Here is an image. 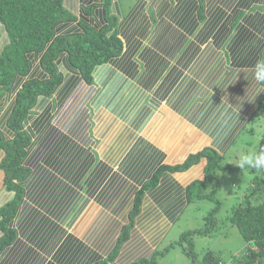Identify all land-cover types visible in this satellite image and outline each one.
Masks as SVG:
<instances>
[{
  "label": "trees",
  "instance_id": "trees-1",
  "mask_svg": "<svg viewBox=\"0 0 264 264\" xmlns=\"http://www.w3.org/2000/svg\"><path fill=\"white\" fill-rule=\"evenodd\" d=\"M119 1L101 0L97 11L94 7L87 9L88 15L99 18L98 23L88 24L70 13L64 0H0V26L9 39L0 55V117H3L0 122V171L4 174L6 191L12 193V198L0 206V255L18 238L20 222H23L22 209L28 212L30 235L35 234L36 226L38 229L47 226L43 235L53 230L51 235L55 236L59 227L72 226L74 219H71L78 213V205H87L95 199L99 201L103 186L114 173L112 164L120 153L116 142L107 140L104 151L111 159L106 162L94 151L82 152L79 141L86 138L89 127L81 109L87 106L92 94L83 89L84 84L93 85L97 69L121 57L125 49V37L120 33L125 16ZM205 1L166 0L163 4L167 21L185 30L198 45L205 46L191 70L200 76L201 83L181 82L170 105L177 106L183 98L184 102L180 101L184 103L183 108H178L182 111L184 107L199 103L200 108H192L186 118H196V123L215 137L216 144L191 153L176 164L165 162L161 165L149 181L136 188L133 199L128 197L132 200L129 211L125 203L121 206L125 199L119 197L125 183L112 190L104 203L116 216L123 217L122 212L126 210V223L107 259L96 257L92 251L89 254L85 250V253V248L81 250L83 255L75 256L73 247L77 245L68 239L58 255L59 262L78 264V258L84 256L80 264L90 255L91 264H113L135 226L144 232L150 230L152 223L147 221L149 206L145 198L159 186L166 172L188 174L193 167L202 165V178L187 184L188 201L214 199L216 171L222 168L224 152L256 111L264 108V93L251 102L252 94L261 86L254 79L253 69L257 61L264 58V40L253 34V23L248 20L242 23L245 15L241 8H246L245 3L235 5L238 15L230 26L228 23L226 27L224 22L220 32L213 36L226 17L228 0H209L208 5ZM76 21L81 24L79 28H67ZM197 29L200 30L194 36ZM171 40L177 45L183 37L173 35ZM193 54L195 52L190 58ZM62 68L73 73L69 82ZM220 80L224 81L222 91ZM61 86L64 91L52 101ZM212 91H218V95L210 97ZM75 112H79L76 118ZM99 135L107 136L106 130L102 129ZM124 139L120 137L121 141ZM262 144L264 149V138ZM207 189L210 191L206 192ZM245 200V204L232 209L229 217L248 243L245 251L236 257L239 264H262L264 200L258 205H252L248 198ZM219 208L220 202L207 216V226L183 232L165 251L180 245L191 264H222L221 258L213 252H207L198 260L193 243L194 237L214 229ZM61 232L59 230V234ZM158 253L155 249L151 258L140 257L130 264H156Z\"/></svg>",
  "mask_w": 264,
  "mask_h": 264
},
{
  "label": "crops",
  "instance_id": "crops-1",
  "mask_svg": "<svg viewBox=\"0 0 264 264\" xmlns=\"http://www.w3.org/2000/svg\"><path fill=\"white\" fill-rule=\"evenodd\" d=\"M194 1L201 3V0ZM165 3L166 0H156V15L160 21L156 29H151V16L146 14L144 6L140 3L129 14L123 15L125 16L121 26L123 29L120 32L121 36L125 37L123 55L97 69L93 85L84 84L83 87L92 94L87 106L81 109L82 112L84 111L88 125L90 124L87 130L88 136L86 134L85 139L78 140L82 152L94 151L100 159L109 162L111 157L104 151L107 140L116 142L115 144L120 148V153L116 155V162L112 164L114 173L108 179V181L112 180L109 188L105 189L108 186L107 181L98 196L104 199L99 198V201L95 199L87 205H78V213L71 219H74L72 226L59 227L62 232L59 234L58 230L55 236L51 235L53 230L49 231L50 234L43 235L47 226L42 229L36 226L35 229L33 228L35 234L30 235L28 212L22 209L20 215L23 217V222H20L22 223L20 233L16 242L0 255V264H67L59 262L58 255L64 250L62 246L68 239L75 242V246H82V249L73 247L75 256L83 255L86 250L89 254L91 251L94 252L95 256L102 260L107 259L116 244L121 228L126 223L124 216L123 218L112 214L104 203L107 196L113 192L112 190L125 183V188L120 192L119 197L125 199L121 206L125 203L128 210L132 204V200L128 197L133 199L136 188L149 181L161 165L165 162L176 164L187 155L216 144L215 137L206 133L200 127L201 125L196 123V118L195 120L186 118V114L199 103L193 107L190 105L184 107L182 111L178 108H183V98L177 106L170 105L181 82L189 80L196 85L201 83L200 76L196 74V71L191 70L205 46L198 45L194 39L188 37L185 30L175 26H173V33H166L168 15H166V5H163ZM204 3L208 5L209 0ZM238 3L246 5V8H241V12L245 15L242 23L246 24L244 22L246 20L253 23V34L264 40V0H228L226 17L217 26L213 36L220 32L224 22L226 27L228 23L230 26L238 15V9L235 6ZM100 4H102L101 0H64L65 8L79 21L88 24L98 23L99 18L94 17L93 14L88 15L87 9L94 7L97 11L100 9ZM122 12H124L123 7ZM128 20H130L129 26L125 24ZM77 22L67 28H79L81 24ZM199 30L197 29L193 35H197ZM170 35L182 36L180 45L172 42ZM151 36L156 38L152 39L151 43H147ZM163 40L167 51L173 47L174 50H178L177 55L173 54V60L168 58V55L166 59H149V61L140 58L142 50L159 51L161 47H158V44H161ZM8 44L7 33L0 26V55ZM213 46L218 48L216 45ZM144 47L147 48L143 49ZM187 52H195L194 57L187 58ZM178 55L179 58L176 60ZM143 67L147 69L142 71ZM62 71L66 76L65 80L69 82L73 73L67 68H62ZM219 82L222 91L224 81ZM74 90L75 88L72 93ZM63 91L64 87L61 86L52 101L55 102L58 94ZM218 91H212L210 97L218 95ZM216 98L219 99V96ZM200 106L197 108L199 109ZM1 114H4V111ZM78 115L79 112H75L74 118ZM102 129L106 130L107 136L99 135ZM120 137L125 139L121 141ZM201 172L202 165L193 167L188 174L164 173L159 186L150 191L145 198L149 206L147 221L152 223L150 230L144 232L139 226H135L113 264H130L140 257H147L143 256L144 254L149 255L155 251L165 232L167 235L189 205L187 184L196 179L200 180ZM11 198L12 193L6 191L4 174L0 171V206ZM110 207L113 209V206ZM40 215H42L41 212ZM52 222L50 221L49 224ZM52 224L50 225L53 226ZM95 227H98L99 236L97 237L91 236L92 228ZM83 249L84 252H81ZM83 257L78 258V264ZM80 264H91L90 255L86 257L84 263L82 261Z\"/></svg>",
  "mask_w": 264,
  "mask_h": 264
},
{
  "label": "rangeland",
  "instance_id": "rangeland-1",
  "mask_svg": "<svg viewBox=\"0 0 264 264\" xmlns=\"http://www.w3.org/2000/svg\"><path fill=\"white\" fill-rule=\"evenodd\" d=\"M120 2L125 15L129 14L139 3L142 4L146 14L151 16V29L159 27L160 21L156 15V0L152 2L151 0H120ZM125 24L129 26L130 20L126 21ZM166 33H173V25L169 21L166 23ZM154 38L156 37L151 36L147 43H151ZM170 38H173V36L170 35ZM164 40L161 44H158V47H161L159 51L142 50L140 58L143 60L148 59L149 61V59H166L168 55V58L173 60V54L177 55L178 50L172 49L168 52L170 54H166V40ZM145 48L147 47L143 49ZM187 54V58H190L191 52H187ZM178 58L179 55L176 56V60ZM143 69L147 68L143 67L142 71ZM2 120L3 117H0V122ZM72 125L73 120L70 126ZM263 135L264 108L256 111L246 127L236 135L232 145L224 152L221 162L222 168L216 171L217 192L214 199L203 198L190 201L168 234L161 238V243L156 248L159 251L156 256V264H191V260L183 252L182 246L175 245L172 248L169 247L167 251L165 250L170 244L178 241L183 232L207 226V216L218 202H220V208L216 213V225L214 229L206 234L194 237V252L198 260H201L207 252H213L221 258L223 264H239V259L236 255L239 254L240 256L247 248L248 243L244 240L238 228L232 224L229 217L234 207L245 204L246 198L250 199L252 205H258L263 202L264 169L257 170L248 166L242 169L239 167L238 161L241 154L259 153L264 150L261 147L263 145ZM208 191L210 190L207 189L206 192ZM125 211L123 210L122 212L124 216L126 215ZM97 232L98 227L92 228L91 236H99ZM184 246L187 247V244L185 243ZM143 256H147L149 259L152 254H144ZM262 264H264V257L262 258Z\"/></svg>",
  "mask_w": 264,
  "mask_h": 264
},
{
  "label": "clouds",
  "instance_id": "clouds-1",
  "mask_svg": "<svg viewBox=\"0 0 264 264\" xmlns=\"http://www.w3.org/2000/svg\"><path fill=\"white\" fill-rule=\"evenodd\" d=\"M254 79L261 85L257 87L255 92L251 96V102L254 101L256 96L260 93H264V59L257 61L254 69ZM240 168L246 166L255 168L257 170L264 169V150L259 153L241 154L238 161Z\"/></svg>",
  "mask_w": 264,
  "mask_h": 264
},
{
  "label": "built area",
  "instance_id": "built-area-1",
  "mask_svg": "<svg viewBox=\"0 0 264 264\" xmlns=\"http://www.w3.org/2000/svg\"><path fill=\"white\" fill-rule=\"evenodd\" d=\"M223 264V263H222Z\"/></svg>",
  "mask_w": 264,
  "mask_h": 264
}]
</instances>
